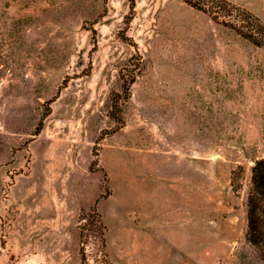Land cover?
Returning <instances> with one entry per match:
<instances>
[{
    "label": "rangeland",
    "instance_id": "374dc122",
    "mask_svg": "<svg viewBox=\"0 0 264 264\" xmlns=\"http://www.w3.org/2000/svg\"><path fill=\"white\" fill-rule=\"evenodd\" d=\"M263 156L264 46L235 28L184 0H0V264H264Z\"/></svg>",
    "mask_w": 264,
    "mask_h": 264
},
{
    "label": "trees",
    "instance_id": "16d2710c",
    "mask_svg": "<svg viewBox=\"0 0 264 264\" xmlns=\"http://www.w3.org/2000/svg\"><path fill=\"white\" fill-rule=\"evenodd\" d=\"M191 6L208 13L215 21L235 28L253 43L264 46V24L259 17L230 0H184ZM231 9L239 11L240 24L227 16ZM229 11V12H228ZM252 189L248 196L247 239L254 245L264 261V156L255 160L252 168ZM83 264H89L82 248Z\"/></svg>",
    "mask_w": 264,
    "mask_h": 264
}]
</instances>
